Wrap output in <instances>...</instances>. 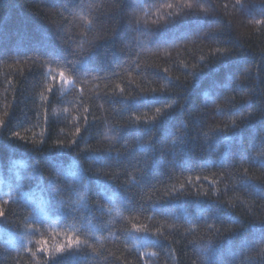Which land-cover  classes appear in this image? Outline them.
<instances>
[{"label":"trees","instance_id":"trees-1","mask_svg":"<svg viewBox=\"0 0 264 264\" xmlns=\"http://www.w3.org/2000/svg\"><path fill=\"white\" fill-rule=\"evenodd\" d=\"M0 212V264H264V0H0Z\"/></svg>","mask_w":264,"mask_h":264},{"label":"snow or ice","instance_id":"snow-or-ice-1","mask_svg":"<svg viewBox=\"0 0 264 264\" xmlns=\"http://www.w3.org/2000/svg\"><path fill=\"white\" fill-rule=\"evenodd\" d=\"M188 7L191 8L192 5L189 4ZM0 215H3V213L0 212ZM72 243H73L72 241H69V245H68V247H71V246H72ZM78 243H79V242L77 241L76 244L78 245ZM64 251H65V248H60V249L58 250V252H59L61 255H63Z\"/></svg>","mask_w":264,"mask_h":264}]
</instances>
